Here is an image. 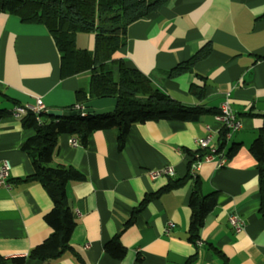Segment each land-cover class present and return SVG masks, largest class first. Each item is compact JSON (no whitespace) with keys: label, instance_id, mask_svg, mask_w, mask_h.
I'll return each mask as SVG.
<instances>
[{"label":"crops","instance_id":"0c3cea01","mask_svg":"<svg viewBox=\"0 0 264 264\" xmlns=\"http://www.w3.org/2000/svg\"><path fill=\"white\" fill-rule=\"evenodd\" d=\"M75 41L78 48L93 50L95 33L79 32ZM206 48L208 54L189 71L170 75ZM112 58L137 69L171 97L209 111L196 121L135 123L123 149L116 127L93 131L86 144L74 134H60L55 162L72 165L85 176L67 185L77 219L73 247L87 264H187L193 255L192 264H224L216 249L228 264H264L257 160L250 149L264 125V0H173L132 21L126 44ZM111 80H119L117 65ZM89 84L90 71L61 75V55L44 24L0 12V108L8 110L0 118V163L12 165L9 186H0V255L7 260L24 256L23 264H78L69 252L49 261L28 257L52 231L45 215L53 203L41 183L23 181L34 168L21 146L35 129L23 125L25 114L15 117L10 110L34 105L40 97L47 107L41 119L48 120L50 109L65 113L82 104L77 91ZM227 94L241 127L220 147L226 153L222 166L203 161L195 170L202 193L217 192V204L200 232L201 245L189 240L190 181L159 193L128 225L146 195L163 189L170 178L186 176L197 138L210 134L220 146L221 124L215 115ZM74 138L77 145L71 143ZM164 166L174 167L175 174L150 177L149 170ZM232 213L245 220L242 232L230 226ZM117 234L127 250L122 258L105 250Z\"/></svg>","mask_w":264,"mask_h":264},{"label":"trees","instance_id":"16d2710c","mask_svg":"<svg viewBox=\"0 0 264 264\" xmlns=\"http://www.w3.org/2000/svg\"><path fill=\"white\" fill-rule=\"evenodd\" d=\"M173 0H0V12H8L20 17L26 23L44 24L53 36L61 55V75H73L81 71H90L88 89L77 91L78 103L113 93L118 98L116 110L112 114L96 116L70 112V108L60 118L46 115L48 120L40 123L34 112L28 111L22 118L25 127H33L35 134L26 139L21 148L27 152L33 164L32 175L23 179L25 182L41 183L52 200V208L45 215L51 226L49 236L40 244L30 249L28 257L49 261L71 253L78 264H87L84 257L71 244V237L77 226V219L72 210L67 185L71 181H82L84 174L76 167L55 162L54 155L62 133L76 135L82 144H86L95 130L116 127L118 130V146L123 149L127 134L135 123L175 119L196 121L209 110L202 105L185 104L167 94L144 74L129 68L123 60H114L113 54L122 48L127 41L128 25L141 16L150 15ZM79 32L95 33L93 50L80 49L76 45L75 36ZM208 54V48L195 53L188 60L178 64L170 75H179L189 71L195 62ZM119 68V80L113 82V67ZM2 95V94H1ZM204 93L199 92L198 98ZM8 110L0 108V118ZM225 130L219 132V147L225 143ZM257 160L258 185L260 195L259 211L264 218V125L250 146ZM196 150L190 153L188 173L184 178H170L168 184L160 191L148 194L134 209L131 224L146 204L156 198L162 191L192 183L193 188L189 205L191 216L189 221V240L197 243L205 224L206 216L217 204V192L202 193V180L194 174L192 165L198 160ZM105 250L116 258L126 254V248L120 242V235H115L105 244ZM224 264H228L223 252L216 249ZM196 255L188 260L192 264ZM26 257H15L11 260L0 255V264H23Z\"/></svg>","mask_w":264,"mask_h":264},{"label":"built area","instance_id":"2783aa9c","mask_svg":"<svg viewBox=\"0 0 264 264\" xmlns=\"http://www.w3.org/2000/svg\"><path fill=\"white\" fill-rule=\"evenodd\" d=\"M83 105L77 104L75 106L76 110H80L82 115H86V112L83 111ZM28 111H32L37 116V119L40 123H42V115L47 112V107L44 104L42 98L37 97L34 105H16L14 106L10 112L15 117H22ZM215 119L220 122L221 129L220 131L225 130V139L229 140L232 136V133L238 130L241 127L240 118L237 116L231 102L229 100V94H227L220 104L219 112L215 115ZM209 129L210 127L207 126ZM219 131V132H220ZM71 143L73 145L78 144V140L76 138L71 139ZM197 150H200L203 153H198V160L194 162L192 165V170L195 174V170L203 161H217L219 166H222L226 160V153L215 143L212 142V136L210 134L199 137L196 140ZM12 165L9 161L5 160L0 163V186H9L8 178L10 175V170ZM175 174V169L172 166H164L159 169L149 170V175L152 179H157L162 176H173ZM229 223L233 230L237 233L242 232L245 228V220L238 215L237 213H232L229 216ZM170 227L173 226L171 222ZM170 229V228H169ZM169 229H167L169 231ZM198 244L201 245V240L197 241Z\"/></svg>","mask_w":264,"mask_h":264},{"label":"water","instance_id":"95a60500","mask_svg":"<svg viewBox=\"0 0 264 264\" xmlns=\"http://www.w3.org/2000/svg\"><path fill=\"white\" fill-rule=\"evenodd\" d=\"M118 98L111 95H103L98 98H93L83 103V111L96 116H102L106 114H112L116 110ZM79 111V110H78ZM77 110L71 111L72 115L77 114ZM48 114L55 117H62L64 115L63 110L50 109Z\"/></svg>","mask_w":264,"mask_h":264}]
</instances>
